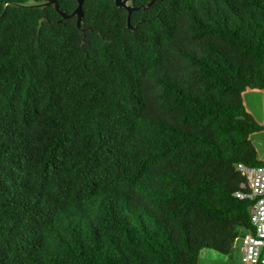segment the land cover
<instances>
[{"label": "trees", "instance_id": "trees-1", "mask_svg": "<svg viewBox=\"0 0 264 264\" xmlns=\"http://www.w3.org/2000/svg\"><path fill=\"white\" fill-rule=\"evenodd\" d=\"M0 0V264H199L252 230L264 0ZM67 14L76 0H56ZM61 20V21H59Z\"/></svg>", "mask_w": 264, "mask_h": 264}, {"label": "built area", "instance_id": "built-area-1", "mask_svg": "<svg viewBox=\"0 0 264 264\" xmlns=\"http://www.w3.org/2000/svg\"><path fill=\"white\" fill-rule=\"evenodd\" d=\"M235 168L245 178L235 196L251 201L250 221L253 227L238 235L235 242L240 240L242 262L264 264V164L237 162Z\"/></svg>", "mask_w": 264, "mask_h": 264}, {"label": "rangeland", "instance_id": "rangeland-1", "mask_svg": "<svg viewBox=\"0 0 264 264\" xmlns=\"http://www.w3.org/2000/svg\"><path fill=\"white\" fill-rule=\"evenodd\" d=\"M247 111L262 126V130L251 134L259 158L264 160V89L248 88L243 93ZM240 240L233 245L231 254H223L210 248H203L199 255V264H246L242 262Z\"/></svg>", "mask_w": 264, "mask_h": 264}, {"label": "water", "instance_id": "water-1", "mask_svg": "<svg viewBox=\"0 0 264 264\" xmlns=\"http://www.w3.org/2000/svg\"><path fill=\"white\" fill-rule=\"evenodd\" d=\"M85 0H76L77 2V6L75 7V9L71 12V14H67L65 10L61 9V7L59 6V4L57 3L56 0H32L28 3L29 6H33V7H41L44 8L46 6H49L50 4H52L54 6V8L56 9V11L60 14L61 19H66L72 16L76 17V25L77 27L81 30V31H85L86 28L82 27V21H83V3ZM152 1H150L147 5H142V6H135L132 2V0H114V3L117 7L119 8H124L127 10L128 16H127V27L134 29L135 27H133L131 25L130 22V16L132 14L133 11L138 10L139 8H147ZM61 21V20H59Z\"/></svg>", "mask_w": 264, "mask_h": 264}]
</instances>
